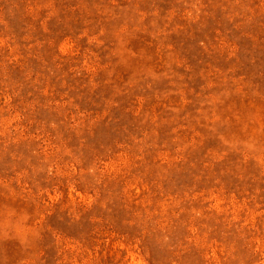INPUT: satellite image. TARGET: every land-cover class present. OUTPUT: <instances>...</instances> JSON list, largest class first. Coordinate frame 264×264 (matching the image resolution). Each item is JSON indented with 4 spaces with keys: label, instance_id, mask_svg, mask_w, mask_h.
<instances>
[{
    "label": "rangeland",
    "instance_id": "1",
    "mask_svg": "<svg viewBox=\"0 0 264 264\" xmlns=\"http://www.w3.org/2000/svg\"><path fill=\"white\" fill-rule=\"evenodd\" d=\"M0 264H264V0H0Z\"/></svg>",
    "mask_w": 264,
    "mask_h": 264
}]
</instances>
